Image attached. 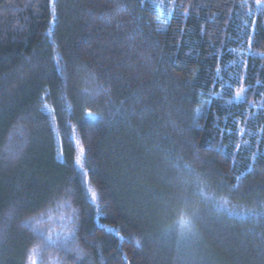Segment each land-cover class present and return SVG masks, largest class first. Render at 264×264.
<instances>
[{
  "label": "trees",
  "instance_id": "16d2710c",
  "mask_svg": "<svg viewBox=\"0 0 264 264\" xmlns=\"http://www.w3.org/2000/svg\"><path fill=\"white\" fill-rule=\"evenodd\" d=\"M33 260L264 264V0H0V264Z\"/></svg>",
  "mask_w": 264,
  "mask_h": 264
},
{
  "label": "rangeland",
  "instance_id": "374dc122",
  "mask_svg": "<svg viewBox=\"0 0 264 264\" xmlns=\"http://www.w3.org/2000/svg\"><path fill=\"white\" fill-rule=\"evenodd\" d=\"M90 194H91V196H92V198L93 199H95V197H94V194L90 191ZM34 255V254H33ZM35 263V260H33V264Z\"/></svg>",
  "mask_w": 264,
  "mask_h": 264
},
{
  "label": "snow or ice",
  "instance_id": "6c2138e0",
  "mask_svg": "<svg viewBox=\"0 0 264 264\" xmlns=\"http://www.w3.org/2000/svg\"><path fill=\"white\" fill-rule=\"evenodd\" d=\"M81 151H83V149Z\"/></svg>",
  "mask_w": 264,
  "mask_h": 264
}]
</instances>
